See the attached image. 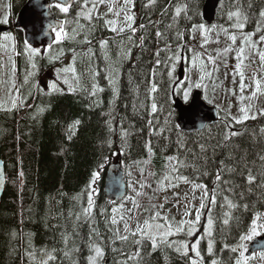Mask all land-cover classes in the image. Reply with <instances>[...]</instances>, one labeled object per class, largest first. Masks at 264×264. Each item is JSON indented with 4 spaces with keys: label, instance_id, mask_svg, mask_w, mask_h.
Here are the masks:
<instances>
[{
    "label": "trees",
    "instance_id": "1",
    "mask_svg": "<svg viewBox=\"0 0 264 264\" xmlns=\"http://www.w3.org/2000/svg\"><path fill=\"white\" fill-rule=\"evenodd\" d=\"M15 1L18 16L30 0ZM80 1L84 0H76L67 14L55 9L56 17L66 21L63 30L68 33V38L51 47L60 58L32 79L33 90L27 92L29 81L22 82V93L30 96L27 103L14 112L0 111V159L7 175L0 207V264L45 260L47 264H88L90 237L103 249L99 264H190V258H202V264L213 260L235 264L238 253L225 245L235 246L255 215H264V113L240 124L221 113L217 124L201 132L186 133L179 127L175 105L177 99L185 101L184 87L176 81L173 67L179 58H186L181 62L188 66L193 55L192 30L208 27L203 21L207 0H134L133 26L127 31H113L106 19L96 16L84 21L77 15ZM236 12L247 32L261 28L264 0H223L215 26L231 30L230 14ZM4 26L12 29V23ZM17 38L18 72L30 76L34 68L29 60L36 58L39 67L41 59L30 57L22 31H17ZM102 41H107L104 48ZM224 56L227 51L219 52L217 64ZM70 57H76L77 68L75 76L69 74L74 79L66 83L70 88L44 90L42 78ZM114 70H121L119 78ZM94 84L103 89L95 96L91 95ZM75 121L79 124L73 128ZM230 132L237 135L226 140ZM119 159L130 167L139 164L147 183L157 182L173 164L179 168L176 175L206 185L205 203L213 193L216 203L203 209L196 225L198 235L191 238L185 229L168 239L178 243L159 244L156 249L148 239L135 244L139 236L121 240V220L113 212L114 208L118 212V205L109 203L104 193L106 172ZM249 170L256 177L252 184L247 182ZM96 172L99 179L93 184ZM97 184L98 191L93 192ZM89 195L93 208L85 216ZM225 197L237 207L229 210ZM139 204L146 208L144 201ZM209 214L213 218L210 237L206 234ZM65 236L70 237L67 247ZM201 236L199 258L192 251L187 256L176 251L179 242L191 244ZM73 246L79 252L65 257L64 251ZM138 250L139 258H130ZM49 253L55 258L48 260Z\"/></svg>",
    "mask_w": 264,
    "mask_h": 264
},
{
    "label": "rangeland",
    "instance_id": "2",
    "mask_svg": "<svg viewBox=\"0 0 264 264\" xmlns=\"http://www.w3.org/2000/svg\"><path fill=\"white\" fill-rule=\"evenodd\" d=\"M83 3L84 1H80L81 5L77 9V15L84 21H91L92 19L88 20L83 15H79ZM110 6L112 11H109ZM133 6L134 0L129 5H125V0H105L103 4L98 5L95 11H92V18L96 16L98 18H104L107 21H114V24H109L111 28L115 27L116 31H120L123 28L124 31H127L133 26V21H126L125 17L126 15H130V10H132ZM18 7L19 4L15 0H0V25L14 23L17 17ZM89 9H91V5ZM116 13H119V15H116ZM234 14H230L233 19H231V24L233 25L234 23L231 30L228 28L225 30L221 26H196L192 30V42L189 44L190 51L193 55L188 62V66L184 69L183 82L178 78V71L182 64L181 61L186 60V58H179V64L173 67V71L176 74V81L184 87L182 91L185 100L183 101L184 103H190L194 92L200 91L201 89L203 101L207 105L216 108L220 113L228 115V118L240 124L253 120L264 113V89L261 85L259 91L256 88L257 81L260 84H264V61L260 59V54L264 53V41L261 40V37L264 36V22L261 28L256 27L253 31L247 32L246 27H237V22H243L240 19V15L237 17ZM129 24L131 27H128ZM6 35L11 37V39L5 40ZM233 35L236 36L235 42L231 39ZM249 36H251V39L247 40ZM65 38L68 37L62 36L59 41L56 40V43L63 42ZM17 46L18 38L15 32L5 33L1 36L0 111L14 112L23 103H27L30 96L22 93V82L28 80L27 92L33 90L32 79L37 76L40 70L45 71L46 67L60 58L59 55L52 53L51 48H35L39 50L40 55L36 57H40L41 64L39 67L36 66L30 76H27L18 72ZM224 50L227 51L228 56H224V59H221L222 62L217 64L218 54ZM75 59L76 57H70L64 63L54 66L48 73L49 75L42 78L44 80L41 83L42 88L46 91L58 92L70 88L67 84L74 79L70 78L69 74L71 76L77 74V68L74 64ZM29 62L30 64L36 63V58L29 60ZM73 64L75 67H72ZM66 69L67 71H65ZM117 71L119 72V70ZM117 71L114 70L116 74L118 73ZM241 72L243 73V77L240 75ZM216 74L217 77L215 76ZM113 76L116 77L115 75ZM65 81H67V84ZM13 83L15 87H13ZM53 84L56 85V89L58 90H54L51 87ZM242 84L243 90H241ZM36 89L34 88V90ZM185 94H187V99L185 98ZM259 95H261L260 98H258ZM13 101H15V107H13ZM242 109L247 111L250 118L243 119L245 112ZM38 112L39 110L36 112L37 115L40 114ZM173 167L174 165L172 164L168 169L170 171L163 175L157 182L147 183L143 179L144 175L139 164H134L131 167L126 165L130 193L128 198L117 206L118 212H116L119 218L121 214L124 216V219L119 221L118 225L123 236H130L131 232L137 229L138 224L143 226L145 221L153 222L150 218L157 211L160 212L161 217H167L174 226L181 221L195 219L196 212L201 204V198L204 195L203 190L199 188L194 189V185L198 184L176 180H172L170 183L169 180H166V175H176L171 171ZM173 183L178 184V186L173 187ZM98 185L95 192L98 191ZM137 193H142V195H137ZM133 200L139 205L138 209L134 207ZM140 200L144 201L146 208L142 209L143 206L139 204ZM121 205H123L122 209L120 207ZM186 211L191 212V215L185 216ZM125 222L128 225L127 231H125ZM260 222L264 223V215L261 216ZM155 223H165V221L157 220ZM196 225L195 234L191 238L196 237L199 233ZM184 229L186 231L188 230L187 224L184 225ZM175 235L178 234L172 236L174 237ZM172 236H169L168 239ZM260 236L247 241V248ZM200 241L201 239H199V251ZM189 251H192V242L189 244ZM250 264H264V260L258 254L255 259L250 261Z\"/></svg>",
    "mask_w": 264,
    "mask_h": 264
},
{
    "label": "snow or ice",
    "instance_id": "3",
    "mask_svg": "<svg viewBox=\"0 0 264 264\" xmlns=\"http://www.w3.org/2000/svg\"><path fill=\"white\" fill-rule=\"evenodd\" d=\"M104 2H105V0H84V3L81 7V12L79 13V15H83L86 19L91 20L92 19V11H95L97 9L98 5L103 4ZM154 2H155V0H150V3H154ZM89 3H91V9H89ZM131 3H132V0H125V5H129ZM55 7L59 8V10L62 13H68L69 9L71 7V4L57 3V4H55ZM121 10H123V9H121ZM109 11H112L111 6L109 7ZM180 11H181V9L177 8V10H176L177 15L180 14ZM116 15H119V13H116ZM234 15L239 17L240 14L237 12ZM261 15H264V13H261ZM125 19H126V21H133L134 17L132 15H126ZM65 23H66V21H65ZM107 23L114 24V21H107ZM243 26H244L243 23L237 24V27H239V28H243ZM128 27H131V25L129 24ZM201 27H203V26L201 25ZM112 30L116 31V28L113 27ZM52 31L55 32V34H56L55 38L57 41H59L62 36L68 35V33L64 32L63 27H61L59 30H57L56 28H53ZM120 31H124V29L121 28ZM133 31H135V30L133 29ZM158 35H159V33H158ZM8 39H11V37L6 35L5 40H8ZM231 39L233 42H235L236 36H234V35L231 36ZM250 39H251V36H249L247 38V40H250ZM261 40L264 41V36L261 37ZM106 45H107V41L101 42L102 48L106 47ZM253 47H255V45H253ZM27 50L30 53V57L40 55L39 50L32 48L30 45L28 46ZM260 59L262 61H264V53L260 54ZM32 67L35 69L36 64L33 63ZM65 71H67V69ZM73 71H74V69H73ZM97 75H98V73H97ZM240 75H241V77H243L242 72L240 73ZM109 79L111 82V78H109ZM65 83H67V81H65ZM13 87H15L14 83H13ZM51 87L54 90H58V89H56L55 84H53ZM256 88H257V91H259V88H260V82L259 81L256 82ZM156 90H157L156 85L153 83L152 87H151V91L155 92ZM241 90H243V84L241 85ZM98 91H103V89L99 88L97 85L94 84L91 95L95 96ZM254 95H255V93H254ZM185 98L187 99V94H185ZM15 106H16L15 101H13V107H15ZM151 109H152V112H155L157 110V105L155 102L152 103ZM242 111L245 112L243 119L246 120V119L250 118L246 110L242 109ZM252 118H254V117H252ZM237 122H241V121H237ZM78 124H79V121H75L73 128L75 127V125H78ZM234 135H237V133H235V132L226 133L225 139L226 140L230 139L231 136H234ZM169 159L173 160L175 158H169ZM261 159L264 160V157H261ZM177 163L180 164V162H177ZM180 166H184V165L180 164ZM171 171H172V173H178L179 168L174 166ZM229 171H232V169H229ZM97 179H99V172L93 173L92 183L94 184ZM165 179L169 180L170 183L172 180L183 181L185 183L191 182L188 177L183 176V175H175V176L166 175ZM221 179H222L221 174L218 171L216 173V181L219 182V181H221ZM255 180H256V177L253 176L251 173V170H249L248 175H247L248 184H252ZM225 183H227V182H225ZM172 186L177 187L178 184L173 183ZM142 187H143V185H142ZM195 188L202 189L204 195L201 198V204L199 206V209L196 212L194 220L181 221L179 224H176L174 226L173 223L167 217H161L160 212L157 211L154 214V216L150 218L153 222L150 223L149 221H145L143 226H140L138 224L137 229L135 231L131 232V236H133V237L139 236V239H135L134 243L137 245H141L142 240L148 239L151 242V246L153 249H156L159 244H168L169 246H171L172 244L178 243V242H169L168 237L184 231L185 230L184 229L185 224H187V226H188V230H187L186 234L188 236L194 235L195 231H196L195 225L199 223L200 218H201V211L206 206H210V205L214 206L216 203V195L214 193L211 195V199L208 200V203L207 204L205 203V200L207 199V197L209 195L206 185H203V184L194 185V189ZM92 191L94 192L95 189H93ZM137 195H142V193H137ZM225 200L227 201V207L229 210L237 207V205L232 203V201L228 200L227 197H225ZM133 204H134V207L139 208V205L136 203L135 200H133ZM120 207L122 209L123 205H121ZM243 207L245 209H247L248 206L245 204ZM92 208H93V200H92V196L89 195L88 196V207L83 209V214L85 216H87L91 212ZM129 211H131V210H129ZM113 212L116 213L117 209L114 208ZM189 215H191V212L186 211L185 216H189ZM229 215H230V211L225 213L226 217H228ZM129 218H131V217H129ZM123 219H124V216H123V214H121L120 220H123ZM157 220H164L165 223H155V221H157ZM260 221H261V215L259 213H257L251 222L249 230L246 233L241 234L239 236L238 243L235 246H229L227 244L225 245V248H229V250L231 252L238 253V256L235 259V264H250V261L255 259L257 254H259V257L262 260H264V241H258L257 245L255 246V250L251 254H248L249 250H248L246 243H245L246 241H250L257 236L264 235V223H261ZM117 222L118 221L114 216L112 219V223L116 224ZM223 222L225 224H227L229 222L228 218H225ZM212 227H213V218L209 214L208 219H207V228H206V234L209 237L212 235ZM127 230H128V225L125 222V231H127ZM117 232H118V230H117ZM128 238L129 237L127 235L120 237L121 240H125V241L128 240ZM202 238H203V236H201L199 239H202ZM69 239H70V237H67V236L64 237V243H65L66 247L68 245ZM199 239H197L195 242H192V251L195 253V257H197V258L200 257ZM88 247H89V252H90V255L87 256L88 264H99V261L102 259L103 255H104L103 249L98 244L93 243L91 241V237L89 238ZM176 251L181 252L183 255L187 256L188 252H189V242H187V241L179 242V246L176 247ZM208 251H209V253L212 252V242L211 241H209V244H208ZM73 252H79V249L75 248L73 246L70 250L64 251V256L70 257ZM139 255H140V253L138 250L134 254V256H132L130 258L137 259V258H139ZM54 258L55 257L51 253L48 254V260H52ZM42 264H47V260L43 261ZM73 264H75V262H73ZM190 264H202V258H200V260H197L195 258H190ZM212 264H218V261L213 260Z\"/></svg>",
    "mask_w": 264,
    "mask_h": 264
},
{
    "label": "water",
    "instance_id": "4",
    "mask_svg": "<svg viewBox=\"0 0 264 264\" xmlns=\"http://www.w3.org/2000/svg\"><path fill=\"white\" fill-rule=\"evenodd\" d=\"M75 0H30L19 14L16 28L24 32L26 42L34 47H51L55 41L53 28L59 30L63 23L57 20L52 11L55 3L74 5ZM222 0H207L203 9V19L208 26H214L217 20V13ZM9 29L0 26V37ZM182 66L180 79H183ZM175 110L178 113V124L186 133L201 132L208 126L216 124L219 120L218 111L205 104L203 94L196 91L189 105H185L180 99L176 100ZM7 175L5 163L0 159V207L6 191ZM128 181L126 167L120 159L107 171L104 191L106 199L114 204H119L128 196ZM258 241H264V236L256 239L249 247L248 254L255 250Z\"/></svg>",
    "mask_w": 264,
    "mask_h": 264
},
{
    "label": "flooded vegetation",
    "instance_id": "5",
    "mask_svg": "<svg viewBox=\"0 0 264 264\" xmlns=\"http://www.w3.org/2000/svg\"><path fill=\"white\" fill-rule=\"evenodd\" d=\"M128 56H129V57H130V56L132 57V55H131V54H130V55H128ZM120 71H121V70H119V72L117 73V74H118V75H117V76H118V78H119V76L121 75ZM114 74H116V72H114Z\"/></svg>",
    "mask_w": 264,
    "mask_h": 264
}]
</instances>
